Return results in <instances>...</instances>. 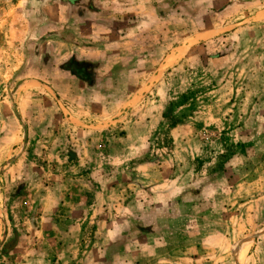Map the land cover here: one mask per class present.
<instances>
[{
  "label": "rangeland",
  "instance_id": "rangeland-1",
  "mask_svg": "<svg viewBox=\"0 0 264 264\" xmlns=\"http://www.w3.org/2000/svg\"><path fill=\"white\" fill-rule=\"evenodd\" d=\"M123 246L264 264V0H0V264Z\"/></svg>",
  "mask_w": 264,
  "mask_h": 264
},
{
  "label": "crops",
  "instance_id": "crops-1",
  "mask_svg": "<svg viewBox=\"0 0 264 264\" xmlns=\"http://www.w3.org/2000/svg\"><path fill=\"white\" fill-rule=\"evenodd\" d=\"M154 49H156V50H158V47H156V48H154ZM180 51V46L179 47H175V52L176 51ZM175 60H178L177 58H175ZM140 62L142 63H144V62H147V57L146 56H141V60H140ZM179 62H180V60H179ZM159 63V64H158ZM157 64H158V66L159 67H161V66H163V64H164V59L163 58H161V62L159 61ZM89 65V64H88ZM88 65L87 66H84L85 68H86V71H88V73H89V67H88ZM83 67V68H84ZM88 77H90V78H88V80H86L87 82H89V83H92V82H94V81H96V79L94 78V75L92 76V74H89L88 75ZM104 211V210H103ZM116 220V219H115ZM101 221H99V223H100ZM115 223V226H124V224H126V226H128V225H131V224H133V221L132 222H127L126 223V221L125 220H120V219H118L117 221H115L114 222ZM162 223H164V221L163 220H159L157 217L155 218V220H154V223H153V225L154 226H151V227H159V226H162L163 224ZM105 224H106V222H105ZM128 224V225H127ZM166 224H171L170 222H167ZM107 226H109V224L107 225ZM150 230L151 229H148L147 231H148V233H150V235H153L151 232H150ZM110 233V232H109ZM147 233V232H146ZM113 234V233H112ZM114 234H115V232H114ZM113 234V235H114ZM107 238H109V236L110 235H108V234H106L105 235ZM123 236H121L120 238H122ZM161 239V240H160ZM105 242L106 243H103V244H107L108 246H111V244H117V243H122L121 241H120V239H117V238H114V239H112V238H109L108 240H105ZM137 242H139L140 243V241H137ZM148 244H150V243H148ZM148 244L146 245V246H148ZM151 244H152V254L149 256V257H152V256H154V257H156V260H158V259H162V257H161V253H159L158 252V250H162V248L163 247H165V245H167V243H165V242H163V239H162V236L160 235V236H157V235H154L153 236V238L151 239ZM143 247V246H142ZM148 248V247H147ZM142 250H143V248H140V247H137V248H135V247H133V250H130V252H128L127 253V246H123V250H122V253H121V256L119 257L120 259H123V260H125V258H127V257H130V258H133V259H135V261H132L131 263L132 264H138L139 263V260H140V256H141V252H142ZM150 250V249H149ZM127 260H129V258H127ZM118 264V263H117Z\"/></svg>",
  "mask_w": 264,
  "mask_h": 264
}]
</instances>
